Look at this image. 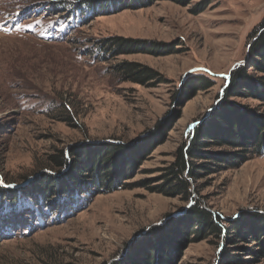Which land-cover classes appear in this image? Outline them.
Instances as JSON below:
<instances>
[{
  "label": "rangeland",
  "instance_id": "obj_1",
  "mask_svg": "<svg viewBox=\"0 0 264 264\" xmlns=\"http://www.w3.org/2000/svg\"><path fill=\"white\" fill-rule=\"evenodd\" d=\"M60 1L0 0V189L16 194L13 204L0 196V264H112L140 244L158 245V231L184 219L194 203L225 226L247 215L264 218V156L249 154L237 168L191 181L190 201L151 191L193 128L225 100L251 118L264 117L261 101L223 93L233 71L260 77L249 51L264 24V0H160L99 13L63 10ZM78 1L86 0H69ZM110 38L144 43V52L101 63L97 44ZM124 61L152 69L160 83H120L109 68ZM201 76L212 86L179 107L184 87ZM160 132V145L130 172L127 187L31 191L70 172L69 165L57 170L54 156L65 153L69 163L89 148H138ZM222 249L234 257L226 264H264L247 252L258 249L253 244L222 245L209 235L173 264H223Z\"/></svg>",
  "mask_w": 264,
  "mask_h": 264
},
{
  "label": "trees",
  "instance_id": "obj_2",
  "mask_svg": "<svg viewBox=\"0 0 264 264\" xmlns=\"http://www.w3.org/2000/svg\"><path fill=\"white\" fill-rule=\"evenodd\" d=\"M108 1V2H107ZM86 0L78 3L62 0L58 7L67 10L73 6L87 8L93 12L121 11L123 9H141L160 0ZM182 5L185 0H170ZM249 51V65L251 70L260 77L247 76L243 70H236L229 74L227 87L223 93L229 97L254 99L264 103V24L260 26ZM99 51L97 58L101 63H108L116 58L138 52H144V43L129 39L110 38L97 44ZM110 73L120 83H131L145 88H151L160 83V76L152 69L135 62H120L110 68ZM195 83L196 87H192ZM191 85L184 87V95L179 101V107H183L196 95L197 89H208L212 82L204 76L194 80ZM200 85V86H199ZM259 89V90H258ZM219 94L217 107L223 97ZM244 111V110H243ZM247 112V111H246ZM177 119V118H176ZM164 133L153 134L138 148H125V145L115 143L104 147L89 148L75 152L72 161H65V153L51 158L52 164L57 170L70 166L68 174L56 180L51 178L39 184H35V193H45L48 189L56 188L62 191H71L70 186L77 192L85 193L87 186L102 187L113 191V187L122 189L131 179L134 169L140 167L146 156L160 145ZM211 147L231 150L212 151ZM249 154L264 156V117L251 118L247 113L240 112L225 100L213 116L200 122L193 128L191 137L175 154V160L168 167L161 170L160 183L152 188L153 193L165 197H179L182 201L191 200L190 182L204 179L219 172L234 169L242 165ZM112 155V157L110 156ZM69 156L68 153L66 157ZM100 162V163H99ZM99 163V164H98ZM60 181L61 185L58 184ZM149 184H145L148 186ZM53 190V192H54ZM30 191V194H31ZM109 191V192H111ZM29 196L28 194H25ZM0 196L16 201V194L0 189ZM32 197V196H31ZM186 212L184 219L172 221L166 228L159 230L161 240L155 245L154 241L146 244L145 250L139 245L129 255L118 259L112 264H173L180 257L183 250L190 244L203 241L212 236L221 239L222 245L234 246L246 244L256 246L254 251L247 250L255 259L264 261V218L247 215L245 220L228 222L225 226L222 218L202 209L200 204L194 205ZM182 213V214H184ZM181 215V214H180ZM179 215V216H180ZM176 218V217H175ZM186 227L178 229V224ZM223 264L232 263L233 255L228 250L222 249Z\"/></svg>",
  "mask_w": 264,
  "mask_h": 264
},
{
  "label": "water",
  "instance_id": "obj_3",
  "mask_svg": "<svg viewBox=\"0 0 264 264\" xmlns=\"http://www.w3.org/2000/svg\"><path fill=\"white\" fill-rule=\"evenodd\" d=\"M182 213H183V212H182ZM182 213H178V214L172 215V216H170V218L177 217V216H179V215L182 214Z\"/></svg>",
  "mask_w": 264,
  "mask_h": 264
}]
</instances>
